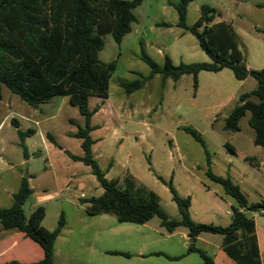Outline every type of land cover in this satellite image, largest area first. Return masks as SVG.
<instances>
[{"label":"rangeland","instance_id":"obj_1","mask_svg":"<svg viewBox=\"0 0 264 264\" xmlns=\"http://www.w3.org/2000/svg\"><path fill=\"white\" fill-rule=\"evenodd\" d=\"M202 4L216 9L215 22L231 24L246 64L252 69L263 68L264 33L257 29L264 30V0H191L187 25L202 28ZM133 12L136 21L119 44L111 33L102 36L104 46L98 57L106 63L114 62V71L108 82V97H89L90 109L100 105L91 118V125L97 126L90 132L93 155L107 170L106 177L116 179L119 185L123 186L125 177L131 176L137 186L156 193L168 219H181L168 187L171 180L179 195L190 196L188 211L193 221L226 226L238 203L221 184L207 176L208 168L216 175L229 176L247 204L264 202V146L253 142L254 130L248 123L250 111H245L239 120L238 131L224 128L225 117L240 103V94L254 90L257 82L251 76L238 80L229 68L199 72L196 88L191 74L176 81L170 77L163 80L161 73L149 77L150 66L140 57L141 45L161 67L166 56L174 65L209 62L210 58L195 36L177 25V10L168 0H141ZM140 78H146L144 84L131 93L121 85ZM251 101L258 102V98L252 96ZM13 117L21 130H35L23 141L27 157L12 124ZM78 125H84V117L67 96L55 95L34 107L2 86L0 209L12 205L21 179L31 175L28 180L32 195L22 205L26 217L42 206L45 215L40 225L48 230L57 227L61 214L64 218L54 242V264H201L198 253L186 254L191 241L184 226L170 234L158 216L136 224L118 222L113 214H87L88 204L81 198L99 196L103 188L89 166L70 159L50 142L48 135L64 149L81 155V140L73 136ZM186 127L196 130L205 144ZM225 143L230 145V151ZM250 157L254 161L247 160ZM247 215L254 216L258 229L264 231V212L250 211ZM3 230L0 224V232ZM22 236L14 251L0 262H30L42 257L40 245ZM222 237L204 232L193 245L212 257ZM157 252L166 256L155 255Z\"/></svg>","mask_w":264,"mask_h":264},{"label":"trees","instance_id":"obj_2","mask_svg":"<svg viewBox=\"0 0 264 264\" xmlns=\"http://www.w3.org/2000/svg\"><path fill=\"white\" fill-rule=\"evenodd\" d=\"M190 1L179 0L175 3L168 0V3L177 10V25L195 36L210 61L181 62L174 65L166 56L165 64L161 67L141 45L140 57L150 66L149 77L161 73L163 80L170 77L176 81L184 74H191L195 88L198 73L201 71L218 72L229 68L238 80L253 77L257 82L256 88L240 94V103L225 117L224 128L238 131L239 120L248 110V123L254 130L253 142L255 145L264 146V67L247 68L236 32L230 23L214 21L217 11L209 4L200 6V17L204 22L202 28L187 25L186 14ZM140 2L141 0H0V100L2 86H6L34 107L47 103L55 95L67 96L69 103L77 107L84 117V125H78L73 136L81 140L83 153L77 155L66 149L63 151L73 161L89 166L103 188L99 196L81 198V202L88 204V215L113 214L118 222L136 224H143L153 216H158L161 225L169 233L179 226L188 229L191 243L187 252L198 253L202 259L201 264H214L211 256L193 245L197 236L204 232L221 234L223 250L237 264H261L255 221L245 211L264 212V202L247 204L239 186L229 176L216 175L210 168L206 171L207 176L221 184L225 193L238 203L233 209L230 224L217 226L193 221L188 211L190 196L179 195L170 180L168 187L181 215V219L171 220L161 209L156 193L137 186L131 176L125 177L123 186L119 185L116 179L106 177L107 170L100 167L93 155L94 140L90 132L97 126L91 125V118L100 105L90 109L89 97L95 96L102 100L108 97V82L114 71V62L106 63L98 57L104 46L102 36L111 33L119 44L123 36L131 31L132 23L136 21L133 9ZM257 30L264 33L262 29ZM145 79L121 82V85L127 93H131L140 88ZM252 96H256L258 102L251 101ZM12 124L17 128L24 155L27 157V148L23 141L25 137L33 135L35 130L19 129L15 119H12ZM185 130L202 145L205 144L196 130L189 127ZM48 135L50 142L62 149L55 138ZM226 147L231 149L229 145ZM247 160L254 161V158ZM31 195L28 179L23 177L18 191L13 195L12 205L0 209V224L4 229H15L37 242L42 249V257L30 262L10 259L0 264H54V242L64 226V218L61 214L57 227L48 230L40 225L45 215L42 206L34 208L26 217L22 205ZM109 253L126 255L121 251ZM154 254L165 255L161 252Z\"/></svg>","mask_w":264,"mask_h":264},{"label":"crops","instance_id":"obj_3","mask_svg":"<svg viewBox=\"0 0 264 264\" xmlns=\"http://www.w3.org/2000/svg\"><path fill=\"white\" fill-rule=\"evenodd\" d=\"M247 65V68L248 69H252L248 64ZM248 78V77H247ZM247 78L241 80V81H244L246 80ZM246 93V92H244ZM100 110V109H99ZM98 110V111H99ZM97 111V112H98ZM13 119H15L18 123V128H19V121L13 117ZM95 126V125H93ZM20 129V128H19ZM25 142V141H24ZM226 145H229L228 143H225V146ZM230 146V145H229ZM227 148V147H226ZM62 149L64 150V148L62 147ZM228 149V148H227ZM229 150V149H228ZM230 151V150H229ZM250 158H253V157H250ZM255 159V158H254ZM264 162H262L261 164L263 165ZM31 175H28V178H30ZM27 178V179H28ZM28 183H29V180H28ZM235 183V182H234ZM83 194L80 195V197L82 196ZM243 211H245L244 209H241ZM247 214L250 212V211H245ZM99 215V214H97ZM94 216V215H92ZM254 221H255V234H256V239H257V243H258V251H259V257H260V262L261 264H264V231L263 230H259L258 227H257V223H256V220L254 218V216H251ZM4 229V228H3ZM175 232V230L173 232H171L170 234H173ZM23 233H19V234H14V233H11L9 232L7 229H4L3 231L0 232V259L4 258L5 256L9 255L10 253H12L14 251V249L17 247V245L19 244L20 242V236H22ZM25 236L23 235L22 238H24ZM187 237H188V234H187ZM201 238V234L199 236H197L196 240H199ZM222 241V240H221ZM193 253V252H191ZM186 254H189L187 251H186ZM185 254H182L180 256H183ZM171 257V256H170ZM171 258H176L175 256L174 257H171ZM212 258H213V261H214V264H237L232 258H230L228 256V254L223 250L221 244L216 248V250L213 252V255H212Z\"/></svg>","mask_w":264,"mask_h":264},{"label":"water","instance_id":"obj_4","mask_svg":"<svg viewBox=\"0 0 264 264\" xmlns=\"http://www.w3.org/2000/svg\"><path fill=\"white\" fill-rule=\"evenodd\" d=\"M24 178H28V175H25Z\"/></svg>","mask_w":264,"mask_h":264}]
</instances>
